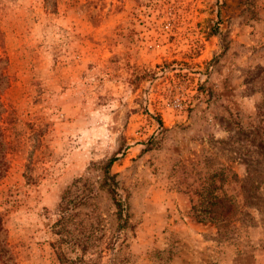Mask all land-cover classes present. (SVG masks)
I'll return each mask as SVG.
<instances>
[{
    "label": "rangeland",
    "instance_id": "374dc122",
    "mask_svg": "<svg viewBox=\"0 0 264 264\" xmlns=\"http://www.w3.org/2000/svg\"><path fill=\"white\" fill-rule=\"evenodd\" d=\"M0 216V264H264V0H0Z\"/></svg>",
    "mask_w": 264,
    "mask_h": 264
},
{
    "label": "trees",
    "instance_id": "16d2710c",
    "mask_svg": "<svg viewBox=\"0 0 264 264\" xmlns=\"http://www.w3.org/2000/svg\"><path fill=\"white\" fill-rule=\"evenodd\" d=\"M115 159H116V158H114V157L111 158V159H110V162H113ZM107 173H108V172H107ZM117 205H118V206L120 205L119 202H117ZM210 212H211V210H210ZM2 230H3V223H2V218H1V216H0V232H1ZM2 251H3V252H2ZM5 251H6V250H4L3 247H1V249H0V254H1V255H0V258H1V257H5V255H6ZM3 261H4V263H7V264H8L7 259L4 258Z\"/></svg>",
    "mask_w": 264,
    "mask_h": 264
}]
</instances>
